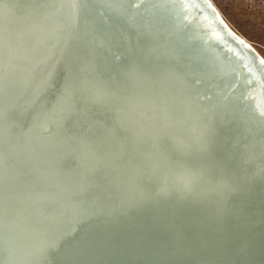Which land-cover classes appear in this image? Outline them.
Returning <instances> with one entry per match:
<instances>
[{
    "label": "bare ground",
    "instance_id": "obj_1",
    "mask_svg": "<svg viewBox=\"0 0 264 264\" xmlns=\"http://www.w3.org/2000/svg\"><path fill=\"white\" fill-rule=\"evenodd\" d=\"M198 1L217 33L264 69L213 1ZM81 8L76 34L58 0H0V113L14 108L0 114V264L20 263L5 242L33 252L19 234H40L49 247L66 233L80 214L76 198L91 215L51 264H264L263 125L238 103L190 112L196 92L161 69V55L183 43L163 14L157 39L129 50L136 31L114 4ZM211 66L194 72L208 81ZM52 72L59 89L38 99ZM10 222L18 234L4 228Z\"/></svg>",
    "mask_w": 264,
    "mask_h": 264
},
{
    "label": "water",
    "instance_id": "obj_2",
    "mask_svg": "<svg viewBox=\"0 0 264 264\" xmlns=\"http://www.w3.org/2000/svg\"><path fill=\"white\" fill-rule=\"evenodd\" d=\"M58 1L62 5L64 12L70 14V29L77 34L80 31V22L83 15L81 8L82 0ZM106 1L114 4L117 11L127 17L130 26L136 31L129 50H132L137 44V40L145 35L157 39L158 33L164 28L161 19L158 17L160 14H163L168 23L175 26L176 33L183 40L182 48L169 55V57H164L165 55L162 54L160 60L161 69L165 71L164 69L167 68L168 71L176 73L185 83L184 91L191 89L196 92V103L200 107H194L191 109V113H197L201 109L213 112L231 103H238L240 106L248 105L251 115H253L257 122L263 125L262 128L264 130V69H261V66L256 62L254 65H251L254 63V60L250 57L249 53L232 42L226 31L223 30L221 32L223 36L217 33L214 26L216 23L210 22L207 5H203L198 0ZM45 6L52 8L55 4L53 1H48ZM49 16L47 15V20H51ZM153 28L156 30V33L153 31ZM92 49L94 52H97L94 48ZM204 61L213 64L209 72L210 77L208 81L197 76L194 72L197 66ZM249 65L251 66L249 67ZM46 78L44 86L34 91L38 99H44L48 94L59 89L57 86L59 77L56 72L47 73ZM23 91L25 95L29 94L30 91L33 92L30 88H24ZM13 111L14 108L9 107V103H7L1 108L0 114L2 116H10ZM14 114H16L14 117L18 119V113ZM70 117L71 115L69 114L66 117V122H68ZM218 124H221V122H218ZM54 127L55 123L44 126L41 130L43 136L45 138L52 137L55 131ZM12 160L15 162V158H12ZM0 164H2L1 160ZM262 182L264 183V180ZM79 193L82 194L83 191ZM47 202V204H52L53 201L49 198ZM72 202L78 205L80 214L75 219L70 220H74L72 225H65L69 226L66 233L55 239L49 247L44 246L40 234L35 232L19 234L21 237L35 243L33 252L18 249L5 242L8 255L16 257L20 262L18 264H51V253L59 250L63 239L79 234L85 227L87 218L91 215L89 207H86L85 204L83 205L79 198L74 199ZM95 205L96 201H91L90 208ZM36 213V209L30 210L29 216L31 222H33L32 220ZM91 218L98 221L99 217L93 214ZM65 221H68V219ZM4 228L11 229L14 233L17 232L16 225L11 222ZM2 263L7 264L4 259H2Z\"/></svg>",
    "mask_w": 264,
    "mask_h": 264
},
{
    "label": "rangeland",
    "instance_id": "obj_3",
    "mask_svg": "<svg viewBox=\"0 0 264 264\" xmlns=\"http://www.w3.org/2000/svg\"><path fill=\"white\" fill-rule=\"evenodd\" d=\"M228 24L264 58V0H212Z\"/></svg>",
    "mask_w": 264,
    "mask_h": 264
}]
</instances>
